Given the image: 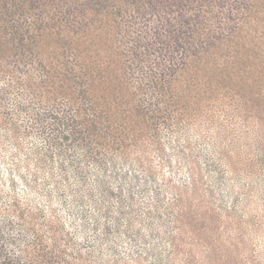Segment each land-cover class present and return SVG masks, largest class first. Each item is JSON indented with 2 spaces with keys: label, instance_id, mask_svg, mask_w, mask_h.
<instances>
[{
  "label": "trees",
  "instance_id": "obj_1",
  "mask_svg": "<svg viewBox=\"0 0 264 264\" xmlns=\"http://www.w3.org/2000/svg\"><path fill=\"white\" fill-rule=\"evenodd\" d=\"M0 75L47 99L38 121L71 156L84 147L97 162L164 126L180 143L189 132L210 140L225 175L248 179L253 163L240 170L236 148L214 142H234L249 121L264 142V0H0ZM18 218L30 239L7 242L18 244L14 258L0 234V264H71L56 229L47 241Z\"/></svg>",
  "mask_w": 264,
  "mask_h": 264
},
{
  "label": "rangeland",
  "instance_id": "obj_2",
  "mask_svg": "<svg viewBox=\"0 0 264 264\" xmlns=\"http://www.w3.org/2000/svg\"><path fill=\"white\" fill-rule=\"evenodd\" d=\"M9 101L12 110L6 111ZM42 112L33 108L22 89L0 75V129L11 123L14 144L22 154L25 149L30 153L25 154L27 181L21 176L9 184L15 198L6 201L0 189V234L11 257L20 250L18 244L7 242L25 244L30 239L18 218L21 214L34 221L47 241L53 229L58 231V246L66 255L63 263L103 264V250L130 241L134 226L142 223L153 229V237L160 229L167 241L178 226L177 254L206 253L207 264H264V156L260 153L264 142L252 121L247 127L237 125L243 138L231 127L234 142H214V146L226 144V151L236 148L240 170L253 163L254 175L249 169L248 179H238L225 175L219 158L208 148L210 140L191 142L190 135H195L189 132L180 143L175 131L164 126L143 142H125L130 146L124 152L99 154L97 162L94 155L80 156L84 147L80 155L71 156L65 146L60 149L65 143L49 140L48 125L38 121ZM109 158L123 161V167H104ZM180 210L183 217L177 216ZM182 231L186 236H181ZM187 264H196L195 257Z\"/></svg>",
  "mask_w": 264,
  "mask_h": 264
},
{
  "label": "clouds",
  "instance_id": "obj_3",
  "mask_svg": "<svg viewBox=\"0 0 264 264\" xmlns=\"http://www.w3.org/2000/svg\"><path fill=\"white\" fill-rule=\"evenodd\" d=\"M21 103L28 102L21 101ZM31 103L36 111H45L48 108V101L43 96ZM58 107L63 111L69 107V104L67 101H61ZM11 110V101H9L6 111ZM11 128L12 124L5 122L3 129H0V176L3 177L0 181V189H3V196L8 202L15 198L12 188L9 187L11 181L21 176L25 181L28 179L25 154L30 155L27 149L22 154L20 147L14 144ZM123 163L121 160L109 158L103 162V165L107 168L123 167ZM220 194L219 191L216 192L217 196ZM152 232L153 229H145L142 223L135 225L130 241H118L103 250V264H187V261L193 257H195L196 264H207L206 253L197 255L194 252L184 251L177 254L175 246L161 238L163 234L160 229H155L157 233L155 237ZM67 251L72 253L73 249L68 248Z\"/></svg>",
  "mask_w": 264,
  "mask_h": 264
}]
</instances>
